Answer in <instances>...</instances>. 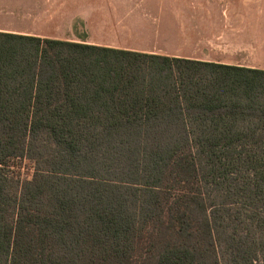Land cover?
<instances>
[{
	"label": "trees",
	"instance_id": "trees-1",
	"mask_svg": "<svg viewBox=\"0 0 264 264\" xmlns=\"http://www.w3.org/2000/svg\"><path fill=\"white\" fill-rule=\"evenodd\" d=\"M0 264H264V71L0 31Z\"/></svg>",
	"mask_w": 264,
	"mask_h": 264
},
{
	"label": "crops",
	"instance_id": "crops-1",
	"mask_svg": "<svg viewBox=\"0 0 264 264\" xmlns=\"http://www.w3.org/2000/svg\"><path fill=\"white\" fill-rule=\"evenodd\" d=\"M0 16L56 26L0 31L264 71V0H3ZM40 25V24H37Z\"/></svg>",
	"mask_w": 264,
	"mask_h": 264
},
{
	"label": "rangeland",
	"instance_id": "rangeland-1",
	"mask_svg": "<svg viewBox=\"0 0 264 264\" xmlns=\"http://www.w3.org/2000/svg\"><path fill=\"white\" fill-rule=\"evenodd\" d=\"M2 2L3 0H0V5L3 4ZM28 19H30L35 23L34 26H41L44 29H52V26L55 25L57 29L56 34L58 35L69 36V35H73V33L74 36L80 35L77 33V30H75L74 27H72L70 30H66L68 29V27L65 28L64 25L52 24L53 23L52 15L44 17L42 20H40V23H37V19H34L33 17L24 18L23 20L19 16H0V27L31 26V24L26 21ZM10 165H11L10 169L14 171L16 175H19L21 179H30L32 177L33 163L30 160L26 158L25 159L16 158L10 161Z\"/></svg>",
	"mask_w": 264,
	"mask_h": 264
}]
</instances>
